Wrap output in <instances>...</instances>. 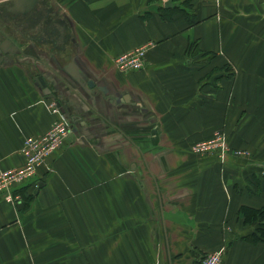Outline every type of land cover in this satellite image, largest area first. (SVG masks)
Here are the masks:
<instances>
[{
    "label": "crops",
    "instance_id": "1",
    "mask_svg": "<svg viewBox=\"0 0 264 264\" xmlns=\"http://www.w3.org/2000/svg\"><path fill=\"white\" fill-rule=\"evenodd\" d=\"M46 1L52 23L31 32L7 33L0 13V171L23 166L54 101L73 129L48 170L0 200V264H197L216 251L264 264L239 215L264 206V0ZM147 43L141 70L115 68ZM216 133L226 153H192Z\"/></svg>",
    "mask_w": 264,
    "mask_h": 264
},
{
    "label": "built area",
    "instance_id": "2",
    "mask_svg": "<svg viewBox=\"0 0 264 264\" xmlns=\"http://www.w3.org/2000/svg\"><path fill=\"white\" fill-rule=\"evenodd\" d=\"M211 1L217 6L220 0H200ZM151 44L141 45L114 60L115 68L123 73L139 71L143 68L146 55ZM53 112L57 115L50 124L49 129L38 137H26L20 149L24 157V167L19 170H8L0 172V196L6 201H11L10 190L13 186L24 183H32L39 177L41 169L48 170V161L66 142L72 133L73 125L71 121L52 105ZM225 139L219 133L215 134L211 140L201 142L193 146L192 153L195 155L211 152L215 153L224 150ZM198 264H221L219 253L207 254Z\"/></svg>",
    "mask_w": 264,
    "mask_h": 264
},
{
    "label": "flooded vegetation",
    "instance_id": "3",
    "mask_svg": "<svg viewBox=\"0 0 264 264\" xmlns=\"http://www.w3.org/2000/svg\"><path fill=\"white\" fill-rule=\"evenodd\" d=\"M46 2H47L46 0H41V2L37 6L32 8L25 15H22L20 12L14 10H12V12H8L7 8L10 7V4L4 5L1 8L0 13L2 14L1 18H3L2 22L5 23L6 29L8 30L7 33H10L12 31L31 32L36 30L38 27H40L42 22L44 23V26L46 24L51 25L50 23H52V19H50L49 17L50 10ZM9 42L6 41V44H8ZM40 86L41 85H39V87ZM55 103L56 105L58 104L57 108L60 109L61 108V106L59 105L60 103H57V101H55Z\"/></svg>",
    "mask_w": 264,
    "mask_h": 264
},
{
    "label": "trees",
    "instance_id": "4",
    "mask_svg": "<svg viewBox=\"0 0 264 264\" xmlns=\"http://www.w3.org/2000/svg\"><path fill=\"white\" fill-rule=\"evenodd\" d=\"M257 181L260 177H254ZM261 192L264 193V180ZM256 192V191H255ZM31 197H27V201ZM239 215L242 217L244 225H255L254 231L245 240L251 244L264 243V206L260 208H253L249 206H241L239 208Z\"/></svg>",
    "mask_w": 264,
    "mask_h": 264
},
{
    "label": "water",
    "instance_id": "5",
    "mask_svg": "<svg viewBox=\"0 0 264 264\" xmlns=\"http://www.w3.org/2000/svg\"><path fill=\"white\" fill-rule=\"evenodd\" d=\"M41 2V0H0V4H10V7L7 8L8 12H12V10L14 11H18L20 12L22 15H25L26 13H28L32 8H34L35 6H37L39 3ZM166 5H169V3H166ZM6 42H1L0 41V54L4 51ZM0 60H2V57L0 58ZM41 81V80H40ZM42 88H43V93L46 95L47 98H51L54 99L55 95L52 94L50 92V90L48 88H46L45 83H42ZM88 86L91 88H95L94 87V83L90 82L88 83ZM98 89H100L101 91L104 90L99 87ZM119 95H106L105 99H107L108 101H110L111 103H113L115 101L116 104L119 103ZM123 99H128L127 96H123Z\"/></svg>",
    "mask_w": 264,
    "mask_h": 264
},
{
    "label": "bare ground",
    "instance_id": "6",
    "mask_svg": "<svg viewBox=\"0 0 264 264\" xmlns=\"http://www.w3.org/2000/svg\"><path fill=\"white\" fill-rule=\"evenodd\" d=\"M200 1V0H199ZM201 2H203V1H201ZM207 2H211V1H207ZM2 4H0V6H1ZM148 44V43H147ZM149 44H151V43H149ZM151 47H152V44H151ZM150 47V48H151ZM150 50V49H149ZM125 54V53H124ZM124 54H122V55H124ZM122 55H120V56H122ZM120 56H118V57H120ZM118 57H116V58H118ZM115 58V59H116ZM114 59V60H115ZM41 80V81H40ZM38 82H40V85H41V87H42V84H41V82L43 83V77H39V79L37 80ZM46 85V84H45ZM47 88V87H46ZM42 90H43V88H42ZM47 99H51V98H47ZM56 99V97L53 99V101ZM58 103V102H57ZM54 105H55V107L57 108V105H56V103H55V101H54ZM60 105V104H59ZM61 106V105H60ZM221 135V134H220ZM222 136H223V134H222ZM224 137V136H223ZM224 139H225V137H224ZM209 140H211V138L209 139ZM209 140H207V141H209ZM205 142V141H204ZM225 143H226V141L224 142V150H222V151H218V152H215V153H211V152H206V153H202V154H198V155H206V154H210V155H221V153H226L227 151H228V149H227V147L225 146ZM198 144V143H197ZM21 154V153H20ZM237 155H240L241 153H236ZM22 156V155H21ZM22 158L24 159V157L22 156ZM24 164H25V161H24ZM24 164H23V166L22 167H20V168H15V169H9V170H19V169H21V168H23L24 167ZM4 171H8V170H4ZM0 172H2V171H0ZM32 183H29V182H27V183H24V184H21V185H16V186H13L12 188H11V190H10V194H11V196H12V200L11 201H6L2 196H0V200H2V201H4V202H8V203H13L15 200H17L18 199V197H17V195H15V192L17 191V189H19V188H21V187H24V186H27V185H31ZM213 253H219L220 254V257H221V264H222V254H221V252H219V251H216V252H211V254H213ZM208 254H210V253H208ZM205 255H207V254H205ZM204 255V256H205ZM203 256V257H204ZM202 257V258H203ZM201 260V259H200ZM199 260V261H200ZM199 263V262H198ZM197 263V264H198Z\"/></svg>",
    "mask_w": 264,
    "mask_h": 264
},
{
    "label": "rangeland",
    "instance_id": "7",
    "mask_svg": "<svg viewBox=\"0 0 264 264\" xmlns=\"http://www.w3.org/2000/svg\"><path fill=\"white\" fill-rule=\"evenodd\" d=\"M5 4H2L1 6H0V12H1V8L4 6ZM13 32V31H12ZM227 74L228 75H230V73L229 72H227ZM217 134V133H216ZM219 134H221V133H219ZM222 135V134H221ZM214 136V135H213ZM209 140V139H208ZM205 141H207V140H205ZM225 141H226V139H225ZM202 142H204V141H202ZM199 143H201V142H199ZM249 154V153H248ZM244 155H246V153H244ZM212 156V155H211ZM249 159H250V157H252V155H251V153L247 156Z\"/></svg>",
    "mask_w": 264,
    "mask_h": 264
}]
</instances>
